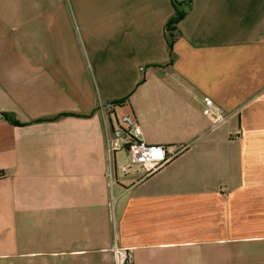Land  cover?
<instances>
[{
	"label": "crops",
	"instance_id": "0c3cea01",
	"mask_svg": "<svg viewBox=\"0 0 264 264\" xmlns=\"http://www.w3.org/2000/svg\"><path fill=\"white\" fill-rule=\"evenodd\" d=\"M179 1L0 0V264H264V0Z\"/></svg>",
	"mask_w": 264,
	"mask_h": 264
},
{
	"label": "built area",
	"instance_id": "2783aa9c",
	"mask_svg": "<svg viewBox=\"0 0 264 264\" xmlns=\"http://www.w3.org/2000/svg\"><path fill=\"white\" fill-rule=\"evenodd\" d=\"M203 114L211 121L213 127L225 122L230 113L211 97L206 98ZM127 128L112 129L107 135V148L109 152L124 149L128 152L131 163L140 165L145 175H150L162 169L174 156L176 149L170 145L154 144L148 142L143 136L136 119L129 118ZM3 173L0 172V177ZM116 264H132L134 256L131 250L116 249Z\"/></svg>",
	"mask_w": 264,
	"mask_h": 264
},
{
	"label": "trees",
	"instance_id": "16d2710c",
	"mask_svg": "<svg viewBox=\"0 0 264 264\" xmlns=\"http://www.w3.org/2000/svg\"><path fill=\"white\" fill-rule=\"evenodd\" d=\"M172 3L175 8V12L172 16L169 17L165 25V32H166L168 46H169L171 55L173 52V42L177 36V33H176L177 24L179 23L181 19L185 17L188 9L190 8L189 2L172 0ZM119 102L121 101H116V103H119ZM5 116L9 119H13V120L16 119L12 114L5 113Z\"/></svg>",
	"mask_w": 264,
	"mask_h": 264
}]
</instances>
